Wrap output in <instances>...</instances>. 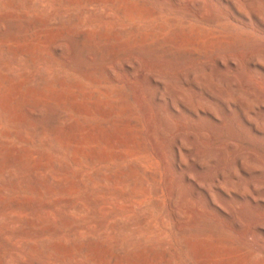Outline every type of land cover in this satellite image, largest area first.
<instances>
[{
	"label": "rangeland",
	"instance_id": "rangeland-1",
	"mask_svg": "<svg viewBox=\"0 0 264 264\" xmlns=\"http://www.w3.org/2000/svg\"><path fill=\"white\" fill-rule=\"evenodd\" d=\"M161 12L152 0H0V264H264L242 217L247 241L203 201L180 200L188 190L173 203L141 112L158 92L170 102L168 78L150 87L123 67L136 61L151 74L153 60L190 52L221 73V52L241 44L244 30L157 21ZM138 25L143 31L131 32ZM242 45L246 59L264 42ZM75 49L83 54L76 67ZM244 58H235L240 73ZM200 98L218 118L198 114L215 146L228 138L227 124L248 139L221 103Z\"/></svg>",
	"mask_w": 264,
	"mask_h": 264
},
{
	"label": "bare ground",
	"instance_id": "bare-ground-1",
	"mask_svg": "<svg viewBox=\"0 0 264 264\" xmlns=\"http://www.w3.org/2000/svg\"><path fill=\"white\" fill-rule=\"evenodd\" d=\"M152 2L162 8L157 21L178 18L185 24L196 22L201 25L216 26L221 23V26L225 25L230 29L241 27L244 30L243 36L239 39L241 44L232 45L229 52H221V68L224 69L221 73L213 71L202 63L199 53L197 56L193 55L194 59L191 58L190 52L188 53L191 57H188L192 59L191 62H186L189 58H185L182 53L180 54L183 57L173 53V55H164L162 60H153L151 68L149 67V70L152 69L151 74L137 67L136 61L132 63L126 61L123 67L132 71V74L135 73L133 70L135 69L138 74L137 79L145 83L147 78L146 82L150 87L157 85L156 79L159 75L168 78L169 83L164 84L165 88L162 91L171 94L170 102L163 103L158 92L152 95L149 105L144 104L141 107V112L144 116L148 140L155 148V160L162 166L165 180L174 184L171 192L173 203L176 204L179 199L180 191L188 190L189 192L184 193L180 200L203 201L208 209L220 213L222 218L230 222V231L241 235L247 241L248 234L240 230L239 218L242 217V220H245L247 225L249 223L248 226L257 233L252 238V242L256 249L258 248L259 254L264 255V179L262 178L264 153L252 149L254 146L264 148V45L249 53L246 59L244 58L246 52H241L242 42L253 40L264 42V0H152ZM219 8L221 14L215 11ZM155 27L153 29L157 32L160 24ZM132 31L139 33L143 31V27L134 26ZM151 32L153 33V30L149 33ZM222 33L221 31V35ZM75 50L73 55H70L72 66H75L78 58L83 57L81 49ZM158 50L156 53L161 51ZM162 52L165 54L161 51L159 55H163ZM225 55L227 62L223 61ZM235 58L245 59L246 66L241 73L238 72L240 67ZM106 75L112 77L109 72H106ZM211 76L214 78L212 81ZM172 81H179L183 88H188L186 93L192 94V100L185 97V89H174L171 86ZM203 94L221 103L226 117L236 120L241 132L248 137L247 140L239 141L233 127L227 124L228 138L221 142V149L215 146L210 132L199 128L200 124L208 123L207 118L199 117L200 111L206 112L212 120H218L210 109L212 103L200 98ZM179 103L182 110L178 107ZM223 124L221 121V127ZM207 147L212 149L208 150ZM205 166L208 168L212 166L215 169L213 176L206 175ZM257 173L261 175L256 176ZM214 196L221 197V204L214 200ZM176 209H173V216L178 217L179 211ZM255 218L257 222L253 224L252 220ZM192 225L181 230L180 233L185 234L189 229L195 231L200 223L196 222Z\"/></svg>",
	"mask_w": 264,
	"mask_h": 264
}]
</instances>
